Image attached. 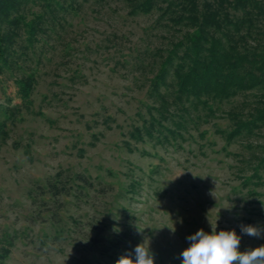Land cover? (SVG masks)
I'll return each instance as SVG.
<instances>
[{"label": "rangeland", "instance_id": "374dc122", "mask_svg": "<svg viewBox=\"0 0 264 264\" xmlns=\"http://www.w3.org/2000/svg\"><path fill=\"white\" fill-rule=\"evenodd\" d=\"M156 18L89 2L58 35L34 46L22 35L11 66L0 65L3 264H116L135 260L138 244L154 264H182L187 237L212 226L235 230L241 252L264 245V189L242 184L252 169L241 161L264 146V130L228 145L230 121L217 113L170 143L129 136L154 104L157 69L139 51L167 42ZM28 73L37 82L26 102L16 79Z\"/></svg>", "mask_w": 264, "mask_h": 264}, {"label": "trees", "instance_id": "16d2710c", "mask_svg": "<svg viewBox=\"0 0 264 264\" xmlns=\"http://www.w3.org/2000/svg\"><path fill=\"white\" fill-rule=\"evenodd\" d=\"M111 1L120 2L130 17L157 15L153 30L167 41L139 51L152 56L149 65L157 72L149 91L150 118L133 128L132 140L177 141L189 122L217 113L230 121V130L220 131L228 145L264 130V0H0V65L11 66L22 35L34 46L41 36L64 30L68 15L84 4L109 7ZM36 82L34 73L16 79L23 101ZM5 128L2 122L0 137L7 135ZM251 155L241 157L252 169L242 184L264 189V146ZM8 254L4 248L0 264Z\"/></svg>", "mask_w": 264, "mask_h": 264}, {"label": "clouds", "instance_id": "9594fccd", "mask_svg": "<svg viewBox=\"0 0 264 264\" xmlns=\"http://www.w3.org/2000/svg\"><path fill=\"white\" fill-rule=\"evenodd\" d=\"M261 229L251 225H241V232L251 237L260 238ZM190 246L180 254L182 264H264V245L241 252V238L235 230L216 231L212 226L210 233L203 229L187 237ZM135 260L130 254L122 255L116 264H154L149 247L138 244Z\"/></svg>", "mask_w": 264, "mask_h": 264}]
</instances>
